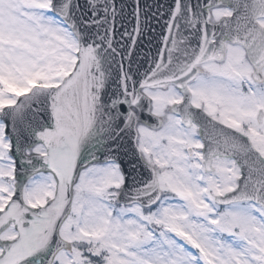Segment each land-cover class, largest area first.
Masks as SVG:
<instances>
[{
  "label": "snow or ice",
  "instance_id": "1",
  "mask_svg": "<svg viewBox=\"0 0 264 264\" xmlns=\"http://www.w3.org/2000/svg\"><path fill=\"white\" fill-rule=\"evenodd\" d=\"M0 264H264V0H0Z\"/></svg>",
  "mask_w": 264,
  "mask_h": 264
}]
</instances>
